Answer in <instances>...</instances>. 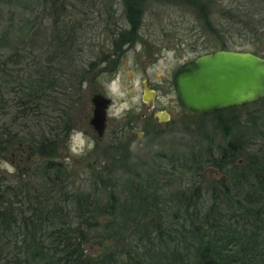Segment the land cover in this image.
Listing matches in <instances>:
<instances>
[{"label":"trees","instance_id":"16d2710c","mask_svg":"<svg viewBox=\"0 0 264 264\" xmlns=\"http://www.w3.org/2000/svg\"><path fill=\"white\" fill-rule=\"evenodd\" d=\"M58 1L46 2L54 23L64 11ZM168 1L189 4L199 13L217 34L213 50L264 56V0L219 7L214 27L206 1ZM120 4L129 18L122 25L110 22L113 51L100 60L80 67L75 38L82 28L63 24L53 26L51 52L16 80L7 77L10 64L22 60L19 52L0 58V88L8 83L14 95L10 101L0 97V108H12L11 119L0 122V159L14 150L30 157L29 165L15 163L12 178H0V264H264V152H250L246 136L234 137L236 119L232 127L215 122L222 142L206 135L198 150L173 153L166 169L142 168L121 185L116 171H131L126 166L130 132L123 126L108 135L103 159L88 170L75 171L61 160L88 75L95 74L97 62L121 57L143 39V0ZM235 35L238 39H228ZM245 126L258 131L254 124ZM206 166L217 167L221 175L208 180Z\"/></svg>","mask_w":264,"mask_h":264},{"label":"rangeland","instance_id":"374dc122","mask_svg":"<svg viewBox=\"0 0 264 264\" xmlns=\"http://www.w3.org/2000/svg\"><path fill=\"white\" fill-rule=\"evenodd\" d=\"M3 1L4 3L0 5V58L8 57L15 50L19 52V58H22L19 64H10L8 70L11 75L7 77L10 80H16L22 74L24 75L31 66L37 65L41 58L51 52L49 47L52 41L50 38L54 32L53 26L63 24L62 27L76 25L82 28L77 34L78 37L75 38L79 41L75 48L78 50L76 58L81 63L80 67H84L94 59L100 60L104 52L111 54L113 51L110 48L113 38L110 33L108 35V30L114 29V26L110 22L115 19L124 24V18H129L127 13L122 12L123 5L120 4V0H59L60 4L57 8L61 7L64 11L59 15L62 20L57 23H54L55 16L48 13L50 11L46 3L48 0ZM204 1L212 13L209 16L213 27L217 25L213 17L218 14V8L235 3L234 0ZM143 4H147L142 14L144 16V26L141 31L143 39L137 40L138 43L131 48L127 47L125 54L121 57L115 59L110 55V59L105 58V61L97 62L95 74L88 75L82 86L81 103L75 110L76 126L73 130L77 131L72 130L68 145L61 148V160L65 163L69 162V166L75 171L78 168L88 170L94 166L97 159H103L101 153L107 144L108 135L117 130L119 120L123 122L122 118L125 114L130 113L135 120L140 118V114L149 112L154 114L160 110H165L164 112L169 115L168 121L163 125L154 126V129L152 126L149 127L150 129L146 128L149 132L146 130V134L127 143L130 156L126 166L131 171L129 173L122 169L116 171V181L120 185L124 184L123 180L129 174L134 172L140 174L142 168L156 169L157 165L159 171L162 167L166 169L173 153L182 155L184 150L187 153L198 150L207 142L206 135L215 138L216 142H222L223 133L215 125L217 121L220 125L225 122L232 127L236 119L239 123L238 126L235 125L237 129H235V135L233 134L234 137L240 139L241 135H244L246 136L244 143L252 146L250 152H255L257 149L259 152H264V97L252 103H245L231 111H223L220 116L211 115L212 113L200 116L196 115L197 113L186 112L175 95V88L172 85L174 70L179 67V64L196 57L200 52L213 50L211 44H216L218 41L216 32L206 26L199 13L189 4L178 5L168 0H143ZM236 6L237 4L234 7ZM113 8L115 11L109 16V10ZM228 39L236 40L238 36L228 37ZM204 46H207L208 50H205ZM63 63L65 62L62 61L58 65L63 67L65 66ZM114 69L113 74L110 70ZM145 77L150 79L151 88L157 92V102L153 112L152 110L148 112L141 99L143 92L141 82ZM4 85L6 86L0 88V97L3 95L10 101L14 96L12 90L11 92L9 90L11 86L8 83ZM96 91L108 95L113 100L107 109L109 125L105 136L101 139L97 138V133L89 123L93 115L90 97ZM11 109L0 108L1 123L11 119ZM47 113L51 117L55 116L51 109ZM42 115L44 116L43 113ZM34 122L35 120H31L29 126H32ZM246 124H254L255 129L258 126V131L254 133L252 130H247ZM14 151L16 152L14 154L9 152L8 158L0 159V178L2 179L12 178V173L16 170L15 163L21 166L30 164V157L26 151ZM157 153L164 154L167 158L157 159ZM5 164L11 165L14 171L9 172L4 167ZM204 170L208 180L221 175L217 167L206 166Z\"/></svg>","mask_w":264,"mask_h":264},{"label":"water","instance_id":"95a60500","mask_svg":"<svg viewBox=\"0 0 264 264\" xmlns=\"http://www.w3.org/2000/svg\"><path fill=\"white\" fill-rule=\"evenodd\" d=\"M172 76L175 95L187 112L211 114L264 97V56L253 51L220 48L199 53L179 64ZM149 80L145 77L141 82V99L147 108H152L156 90L150 88ZM90 102L93 115L89 123L97 138L101 139L106 134L107 109L113 100L96 91L91 95Z\"/></svg>","mask_w":264,"mask_h":264},{"label":"flooded vegetation","instance_id":"af4514ba","mask_svg":"<svg viewBox=\"0 0 264 264\" xmlns=\"http://www.w3.org/2000/svg\"><path fill=\"white\" fill-rule=\"evenodd\" d=\"M146 7H147V4H146ZM119 23L121 25L123 24L122 21H119ZM92 37L93 36H91V38ZM98 40H99V38H98ZM150 88H151V85H150ZM155 98L157 99V96H155ZM156 99H155V102H157ZM155 102H154V105L152 106V108L151 107L150 108H147V105L144 103L145 106H146V108L148 109V112L151 111V110H152L151 112L154 111ZM225 109H227V108H225ZM164 111L160 110V112L154 113V114H151L150 112L147 113V114H140L139 115L140 118L139 119H135V120L132 118V116H131L130 113L125 114L123 116V118H122L123 122H121L119 120V124H118V126H117L116 129L118 130V127L119 126L120 127L123 126V129L125 131H127L128 133L130 132L129 135H128L127 142H130L131 143L133 139H137L140 136H143L144 134H146L147 133L146 130H148V132H149V129L151 128L150 126H152L153 129H154V126H156V125H158V126L163 125V123H165L166 121H168L169 115L166 112H164ZM161 112L164 113V115H162ZM146 128H149V129H146ZM106 131H107V127H106ZM115 131L116 130H114L113 132H115ZM140 132H142V133L140 134ZM209 167H214V166H209ZM216 177H218V176H216ZM213 179H215V178H213Z\"/></svg>","mask_w":264,"mask_h":264},{"label":"clouds","instance_id":"9594fccd","mask_svg":"<svg viewBox=\"0 0 264 264\" xmlns=\"http://www.w3.org/2000/svg\"><path fill=\"white\" fill-rule=\"evenodd\" d=\"M73 131L76 132L77 130H73ZM78 138H79V134H78ZM73 151H75V149H73ZM4 167H6L9 172L14 171L11 165L5 164Z\"/></svg>","mask_w":264,"mask_h":264}]
</instances>
